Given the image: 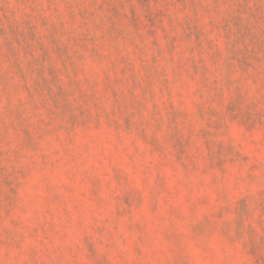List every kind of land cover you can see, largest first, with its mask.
<instances>
[{
	"label": "rangeland",
	"instance_id": "374dc122",
	"mask_svg": "<svg viewBox=\"0 0 264 264\" xmlns=\"http://www.w3.org/2000/svg\"><path fill=\"white\" fill-rule=\"evenodd\" d=\"M0 264H264V0H0Z\"/></svg>",
	"mask_w": 264,
	"mask_h": 264
}]
</instances>
